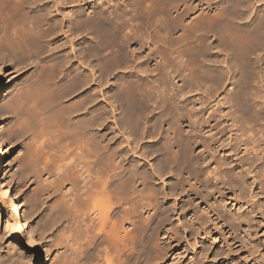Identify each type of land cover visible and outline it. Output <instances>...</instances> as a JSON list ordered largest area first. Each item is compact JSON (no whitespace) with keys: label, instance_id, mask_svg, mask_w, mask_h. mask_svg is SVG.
Listing matches in <instances>:
<instances>
[{"label":"bare ground","instance_id":"bare-ground-1","mask_svg":"<svg viewBox=\"0 0 264 264\" xmlns=\"http://www.w3.org/2000/svg\"><path fill=\"white\" fill-rule=\"evenodd\" d=\"M0 21V61L10 55L15 65L64 50L61 39L70 49L80 38L92 44L89 40L87 48L79 49V64L70 70L68 56L37 63L38 71L26 86L29 95L15 96L9 105L13 118L7 134L13 139L31 135L26 154L33 197L52 196L37 226L45 230L63 218L70 227L74 224L71 233L76 230L80 237L68 241L83 248L79 264H218L220 246L219 252L212 248L217 240L224 246L222 253L238 250L236 237L230 236L238 230L246 236L253 219L239 194L242 186L251 192L259 186L264 147L249 161L241 153L249 154L257 134L264 136L263 100L252 110L251 95L244 89L236 98L227 93L229 106L234 98L239 104L235 118L243 138L234 145L236 151L219 162L197 148L210 152L229 144L231 130L216 139L212 133L213 106L222 101L214 97L225 82L239 78L249 83L264 76V0H0ZM91 57L97 58L94 65L104 85L113 79L111 90L104 88L101 96L110 116L106 104L93 108L94 97L82 93L97 80L89 77L92 69L86 71ZM218 61L225 65L216 66ZM258 67L262 71L256 72ZM109 119L122 141L110 136ZM202 135L210 136L206 146ZM140 160L146 164L139 165ZM1 172L0 205L9 204L11 215L19 214L25 225L28 217ZM217 173L223 181L214 180ZM18 227L15 235L21 233ZM93 229L103 236L97 237V250L95 241L85 237ZM200 234L206 237L199 239ZM237 238L263 254L257 239Z\"/></svg>","mask_w":264,"mask_h":264},{"label":"rangeland","instance_id":"rangeland-1","mask_svg":"<svg viewBox=\"0 0 264 264\" xmlns=\"http://www.w3.org/2000/svg\"><path fill=\"white\" fill-rule=\"evenodd\" d=\"M120 1H123V0H120ZM74 8H78V6L74 5ZM1 30H2V23L0 21V37L2 35ZM207 35H209L208 40L210 42H212L214 37L211 36V38H210V33H208ZM62 40H64L63 41V45H64L63 47L64 48H62L64 50L61 51V49L59 50V48H56L57 50L55 49L53 52L47 51L43 55H40V57L41 56L42 57L41 58L39 57L37 59L38 62H37V60H35L34 61L35 63H32L33 65L29 64V60H26V61H24L22 63H18V64L16 63V65H15V61H14V59H10L11 58L10 55H7L6 57H4L0 61V84H1V89H0L1 90V94H0V140H1V142L3 141L2 146L0 147V150H1L0 151V172L2 171L1 172L2 174H4V173L6 174V177H7L6 179L9 182V190H11V197H13V196L18 197V200L20 201L21 206L23 208L24 215H25V217L26 216L28 217V218H26V224L24 225L21 221L19 214H18V217L15 216L14 213L11 215V211H10L11 207L9 206V204L7 206H1L0 205V264H69V263L70 264H76V263L79 264L77 261H79V257L82 258L81 250L83 251V248L81 247V245L77 244V242L75 244L74 242L69 243V241H68V239H70V241H71V238L80 237V236L74 234L76 232V230L72 231L73 233H71V230L75 229V227H73L74 224L72 225V227H70L71 224L68 223L63 218L59 222H57V224H55L54 227L51 226L50 228L45 229V230L40 228V226H37V224L40 225L42 223V220H43L42 218L46 214V211L48 209L47 207L49 206L48 204L52 201V196H50L49 198L45 197L43 200H41L42 197H41V199H39L40 198L39 197L38 200L33 197V196H35L34 195L35 194L34 193L35 192L34 191L35 183H33V181L31 180L32 178L29 179L31 176L30 175L31 171H29L28 169H30L29 163L31 161L28 162V160H30L28 157L29 153H27L28 155L26 154V152L28 150V149H26V147H27L26 144H27V142H29L31 135H27L29 137L23 136L22 138H19V139L18 138L13 139L10 137L11 133H10V135L7 134V132L8 133L10 132L9 127H11V122H12L11 119L13 118V114H12L13 112L11 111V109L9 107L10 102L12 101L13 98H15V96L23 95L26 97V95L27 96L29 95L28 94L29 93L28 92L29 87L26 88V86L32 81V79H34V76L38 71L37 63H39L40 61H47V60L49 61L50 59H54V58L57 61H60V60L62 61V59H64L65 56H68V58L70 57L69 58L70 61L67 64L68 65L67 70H70L69 68L72 69L73 68L72 66L76 67V65L78 66V64H79V62L76 61V60L80 61L79 55H81V54L79 52L80 51L79 49H82V48L85 49V46L87 48L88 45H92L91 39L87 38L86 41L84 42V40H81V38H80V39L74 40L73 45H72L73 49H70L72 47L66 43L68 41L65 42L66 39H61V41ZM89 40H90V43L88 42ZM65 44H67V45H65ZM79 44H81L82 47ZM77 45H79L80 48L77 47ZM65 46H66V48H65ZM70 50H72L73 53ZM214 51H216V50H214ZM65 53H66V55H63ZM67 53L69 55H67ZM103 54H104V52H103ZM91 58H90V60L88 59L89 60L88 66L89 65L90 66H89V68L88 67L86 68L87 69L86 71H89V70L91 71V69H92L93 73L92 72L91 73L93 74V76L90 73L89 77L91 76L90 78L93 80H94V77H96L98 82H97V80L93 81L92 83L90 82L89 88L85 91H82V93H83V96L87 94L86 96H84L86 98L87 97L90 98L91 96L94 97L95 101L93 100L94 102L92 101L90 103L91 105L89 104L93 108H95V106H96V108H98L99 106L102 105V108L104 109V105L106 104L105 105V110L107 112L106 115L109 114L108 116H110V114H111L110 107L107 106L108 105V103H106L107 101L106 102L103 101V99H104L103 91H104V88L106 90H111L110 88L112 87V85L110 82H113L112 81L113 79L111 77H109V79H108L109 83L107 85H104V78L100 77L99 71H97V66H96V64L94 65V63H96L94 61L97 60V58H94V57H91ZM217 58L222 59L221 57H217ZM26 63H28V64H26ZM87 63L88 62H86L84 64H87ZM218 65L224 66L225 64L222 65V63H220L218 61L216 63V66H218ZM79 69L81 71L83 70V69H81V67H79ZM79 69H77L76 71L80 72ZM256 69H255L256 72L262 71L260 67H258ZM262 69L264 70V68H262ZM94 75H96V76H94ZM260 78L254 77L253 79H256V80L252 79L253 81H251V79H249L248 80L249 83H247V82L243 83L242 81H240L239 78H234V79L231 78V81L227 80L225 82L221 91H219L217 96L214 97L216 99L215 102L218 100L219 101L222 100V101H221V103L220 102L215 103L216 105L214 104V106H213L214 120L212 123H213V126L215 125L214 129H216V130L213 129L212 133H214L213 135L215 137L214 136L213 137L216 139V137L217 138L222 137L223 134H226V135L229 134V130H231V133H230L231 136L227 137V140H229V144L224 143V146H222V148L219 147L216 151L211 150L210 152L208 150H206L207 148L205 149V147L202 146L201 148L200 147L197 148V151H198V152L196 151L197 153L200 152L199 154H203V156L207 155V153H208L209 155L212 156V159L214 158V159H216V161L217 160L219 161L220 159H222V162L224 161V159H226L225 156H229V154H234V151H236L237 144L239 143L240 139L242 140V138H243V131H240L241 128H238L239 126L241 127V124H240V122H238L239 120H237V118H235V116L237 114H239V113L236 114V112H235L239 108V104L235 100V98L237 97L236 94L240 95L242 93L241 92L242 89H244L243 92L245 91L251 95V98H250V96L249 97L246 96V97H248V104L250 106V109L253 110V109L259 108V104H260V102H262V100H263V102H262L260 107H263V109H264V76L263 77L261 76ZM245 84H247L246 85L247 89L245 87H243V86H245ZM96 85H97L98 89L96 88ZM99 86H101V87H99ZM25 88H26V90H25ZM99 88L100 89L102 88L103 90L102 89L100 90ZM204 89L206 91V87L202 88L203 92H204ZM20 90H22V91H20ZM95 90L98 91V93ZM239 91L241 93H238ZM17 92H19V93H17ZM26 92H28V93H26ZM93 92L97 93L96 97H95ZM230 92H233V94H234L233 97H235L234 102H233V103H235L234 105L235 106L238 105L236 107V109H235V106L233 107V103H232V106H229L230 103L224 99V97H226V94L230 93ZM255 94H257V95H255ZM253 95H254V97L252 99ZM260 95L263 98H261ZM101 96L103 97V99L101 98ZM97 97H99V98L96 100ZM75 99H77V97H75ZM203 99H202V101H203ZM250 99H251V101H249ZM70 101H73V100L71 99ZM99 102H101L102 104L101 103L99 104ZM227 102H228V104H227ZM95 103H97V104H95ZM103 103H104V105H103ZM107 108H109V111ZM231 110L232 111L234 110L233 112H235V113H233V114L230 113L231 114V116H230V114L228 112H232ZM232 117H234V119ZM263 119H264V115H263ZM230 121H234V122L232 123ZM110 123H111V120L109 119V124H108L109 127L111 126ZM236 123H237V125H236ZM230 124H232V125L230 126ZM235 126H237V129ZM229 127H231V129H229ZM110 128H109V133L111 134L110 136H113V141L114 142L116 141V143L119 141H122L123 136L120 134V132L116 131V128L113 126ZM235 130H236V132H235ZM8 136H9V138H8ZM202 140L205 143L204 145L206 146L209 144L210 136L204 135L202 137ZM31 143H32V141H31ZM234 145H236V147ZM263 147H264V136H258V134H257L254 148L251 149V151L249 148V151H250L249 154L248 153H241V155L245 154L247 156L246 160L249 161V160L253 159V157L256 153L260 154V151L263 149ZM190 153L193 155L195 152L193 153V150H190ZM240 161H243V159ZM140 162H139V165H145L146 164L145 162H143V160H140ZM219 162H221V161H219ZM237 162L238 161L235 160L232 164V167H235L237 165ZM255 164L258 165V162H256ZM146 167H147V165H146ZM244 169H245V167H244ZM258 169L259 168H257L256 170H258ZM27 170H28L29 174H28V172L26 173ZM263 171L264 170L258 172V176H259L258 177V185L260 187L257 185L259 188L258 187L254 188L255 193L257 192L258 194L253 193V196L251 197L252 192H254V191L251 192L249 190H246L247 186L245 184H244L245 189H244V186H242L243 184L241 185L243 187V189H241V194H239V201L243 203L244 208L247 210V212L248 213L250 212L251 215L250 214H248V215L251 216V218H253V219L250 218L252 221L249 219L250 223H251L250 230L248 231V234L246 236L241 232L239 233L240 230H238L237 233H234V236H230V237H236L237 242H236V244H234V246L238 248L237 251H234V252L231 251V253H227V254L222 253L224 251V246L222 245V243L219 240H217V242L215 243V245L212 246V248L215 251V249H217V247L220 246L219 247L220 252L218 250L219 248L217 249L218 250L217 252H219L222 256L221 255H219L220 257L218 256V258H217V260H219L218 264H222L223 259H224L226 264L230 263V261L241 262L242 264H251L253 262L250 261V259H255L256 261L262 262V264H264V261H262V259H261L264 256V172ZM244 173H245V171H244ZM217 174L218 175L216 176V178H214V180L216 182H220L221 180L223 181L224 179L221 178L220 174L219 173H217ZM245 175H246V173L244 174V176ZM25 177H27V178H25ZM28 179H29V181H28ZM156 184H160V182L156 180ZM235 186L237 187V185H235ZM232 187H233V185H232ZM1 191H2V189L0 186V194H1ZM237 192H239V191H237ZM1 198L2 197L0 195V199ZM33 199L40 201V202L37 203ZM33 202H35L37 204H35V203L33 204ZM256 206L260 207L259 211L256 210ZM6 218L9 222V224H8V222H7V224H5L3 222ZM40 221H41V223H40ZM63 222H65V223L67 222V224H66L67 226H65L64 225L65 223H63ZM8 225H9V227H8ZM16 225L19 226L18 228H19V231L21 232L18 235H15L13 233L14 232L13 230L16 229ZM63 226H65V227H63ZM62 227L65 228L66 231ZM66 227H68L69 230L66 229ZM63 230L65 231V234L63 233ZM94 230L95 229L89 231V234L87 233L88 236H85V237H88L86 239H89V237L92 238V241H91V239H90V241L92 243L95 241L93 243V245L94 244L98 245V242H100V238H97V237H103V236H99L97 231L96 230L94 231ZM67 232H69L68 236L71 233L72 237L71 236L65 237V236H67ZM62 233H63V235H62ZM28 236H30L31 240H33L32 243H27ZM82 237H84V235ZM202 237H206V236H203L202 234H200V236L198 238L201 239ZM237 237H252L254 239H257L262 244L261 252L263 254L260 255L261 253H258L255 249L249 248V246L246 245L245 243L243 245V243H241V240H239V238H237ZM61 239L63 241L65 239H67V240H65L66 242L64 241L66 244H68L67 247H66V244L63 243V241H61ZM205 241H207V240H205ZM60 243H62V244H60ZM92 243L89 246L90 248L92 247ZM95 245L93 247H97L96 250L99 249L98 247H100V246L99 245L95 246ZM70 246H72V247H70ZM64 248H65V250H64ZM80 253H81V255H79ZM64 254L66 256H64ZM75 254L77 255L78 258H76L77 260L73 259L75 262H71L72 260H70V259L73 258V256H75ZM170 258L172 259L173 255H171Z\"/></svg>","mask_w":264,"mask_h":264}]
</instances>
